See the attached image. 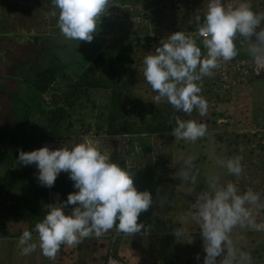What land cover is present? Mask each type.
Segmentation results:
<instances>
[{
  "label": "clouds",
  "instance_id": "1",
  "mask_svg": "<svg viewBox=\"0 0 264 264\" xmlns=\"http://www.w3.org/2000/svg\"><path fill=\"white\" fill-rule=\"evenodd\" d=\"M52 3L59 9L58 27L64 36L69 40L91 42L97 21L105 13L109 0H52ZM262 21L264 13H256L249 3L242 2L233 7L224 0H208L203 18L196 16V34L205 51L202 52L190 34L177 31L162 40L155 53L145 56L143 75L152 90L158 93L154 102L166 98L177 112L191 115L198 109L201 116L205 115L209 105L200 95L202 89L198 82L203 77L213 76V70L220 67L221 60L231 61L238 55L237 35L250 41L248 51L257 65V74L264 68ZM206 133L204 123L177 117L171 134L177 139L195 142ZM195 159V156H189L183 161L176 174L182 181L196 184L199 169L194 164ZM17 161L24 166L35 165L42 186L53 187L58 175L65 172L78 189L58 206L49 205L50 211L35 224L38 245L30 243L33 239L31 231H23L19 239L22 255L34 252L39 246L45 257L55 260L62 245H78L85 238L93 234L100 237L114 227L124 233L123 236L144 231L141 230L144 225L138 223V219L153 203L152 194L138 191L133 174L111 162L110 157L88 137L71 148L63 144L54 150L47 145L29 152L21 149ZM216 163L230 176L242 174L240 157L217 158ZM69 205L74 207L66 214ZM257 208H264L259 193L251 189L241 192L236 183L221 182L218 174L205 178L204 188L196 195L188 212L201 230L206 253L204 264H251V255L236 247L232 234L237 228L264 231V222L256 221ZM174 234L178 238L187 232L176 228ZM186 241L191 243L192 238ZM196 259H200L199 254Z\"/></svg>",
  "mask_w": 264,
  "mask_h": 264
},
{
  "label": "rangeland",
  "instance_id": "2",
  "mask_svg": "<svg viewBox=\"0 0 264 264\" xmlns=\"http://www.w3.org/2000/svg\"><path fill=\"white\" fill-rule=\"evenodd\" d=\"M51 1L52 0H0V137L6 134V130L13 125V121L16 120L15 123L22 124L29 112H31V107L33 106L25 102V97L26 95H30L31 90L34 88H25V85L24 88H22L24 79H31L34 77L32 72H34L35 69L41 68L42 64H47L49 59L53 57L59 58L61 54H64V60L69 56L70 64L69 67L66 68V73L73 75L79 72V68H77L80 67L79 59L82 60L84 56H86V53H84L85 50L82 51V53L77 51L71 53L63 51L62 49H57V46H50L49 42L51 39H54L55 34L62 36L59 28L58 33L52 32L55 29L53 24H55L57 19L54 15L46 13L48 12L47 9H52V7H54ZM127 1L128 3L124 4L122 8L120 7V11L116 8V18L111 15L108 17V22L98 20L96 32L93 33L101 34L110 32L109 50L112 52L117 51L119 46L123 47L128 45L133 36L141 38V36H145L147 33L154 38L156 35L155 31H159L161 39L168 31L172 33L177 32L174 30L175 27L181 31H185L186 27L190 26L189 28L192 29V31H197L196 16L200 15L201 18H203L204 13L207 11L208 4V0H178L183 3L179 4L182 7L175 5L172 9L170 6V9L166 11L168 8L163 2L165 0H151L149 4L151 8L155 10L148 12L147 15L153 12L157 16L162 14L160 18H163V20L160 21V24L155 22L148 26H146L145 22L139 25L134 22L137 31H135L134 34H129L133 32V28H130L122 22H132L135 13L131 12V9H135L142 4L145 5L147 0H126V2ZM224 2L233 5H239L241 3L240 0H224ZM162 5L163 8H165L164 13L162 11L163 8H160ZM53 12L56 14L58 13L57 11ZM119 12L120 15H118ZM129 13L131 14L129 15ZM108 14L113 13L109 11ZM168 18H170V22L164 24V19ZM43 33H45V38H50V41L47 40L44 43L43 37L41 36ZM37 35L41 37L39 40H35L34 38L37 37ZM27 37L33 39L35 43L31 44ZM64 39L66 40L67 38L64 36ZM195 39L197 41L198 37H195ZM242 40H244L242 50L237 49L240 55L238 59H244V61L250 63L252 62V57L248 51L250 41L246 38ZM254 40L255 37H253V41ZM141 42L142 40L140 39L137 43L139 48H142ZM151 42H153V44L155 43L154 41H150L149 43ZM61 44H63V42ZM84 44H86L85 46H89L93 43L92 41H84ZM77 54H80L81 58L77 56ZM66 61L67 60L63 62L65 63ZM141 64L137 69H132L130 72L134 76L135 81L145 79L143 75L145 67L143 61ZM251 84L252 86L239 85L234 90V93L232 89L224 93L223 98H221V96L216 97L218 93L210 86L213 92L212 95H210L211 100L209 104L216 114L221 115L219 118L222 125L218 126L216 123L214 124L212 120L207 119V121L204 122L207 126L206 135L195 142L177 139L174 136L172 139L168 136L161 139L154 135L151 137L144 135V141H148V144H152L153 146V153L144 155V145L138 141L135 143L134 152H131L129 151L131 150L130 144L121 145L122 143H128V139L130 138H107L104 134H99L98 131L95 133L94 136L96 137L93 139V142L96 143L99 148L109 154L116 150L117 152L123 153L125 156L127 155L128 164L132 168H139L141 163H147L148 159L156 164L160 161V158L164 159L166 154H170L173 158V163L164 175L165 180L157 189L156 198L155 201H153L154 204L148 214L150 227L152 229L149 231L150 234L145 236H123L124 238H121L123 242L127 241L133 244L130 248H126L124 244H121V248L119 247L120 252L121 249H125L127 260L123 262L124 264H204L206 253L204 252L203 239L200 235L201 230L195 221L191 220L188 216V212L195 201L196 195L203 190L205 178L210 174H218L221 177V182L232 181L237 184L241 192L249 189L253 190L255 181L252 178V174L258 173L264 178V154L260 152L252 153L251 155L255 162H250L248 160L250 158L248 153H231L232 151L228 146V142H219L215 139V136L225 134L226 139L231 141L239 134V123L242 124V121L247 119V117L244 119H242V117L236 119V111L240 110L238 106L240 102H242L244 106L245 104L243 102H247L249 105V102L255 101L254 107L259 110L257 114L261 112V108L264 106V79H253ZM251 88L253 90H251ZM220 92H222V90H220ZM261 92L263 94H260ZM141 93L148 96V91L146 89H142ZM109 97L110 95L108 92H94L91 99L95 104V110H93V103L90 102V105L89 102H85L86 106L81 109V112H85V116L82 118L84 127H82L81 123L76 124L75 130L78 133L72 135L73 137L69 139L70 141L68 140L70 144L68 145L69 147H73V143H80L79 140H82L84 136L90 132H95L94 128H89L97 125L96 123H98V121L96 116L100 113L99 107L106 106L109 103ZM33 110V113L41 112L40 108H33ZM15 112L19 116H22L14 117ZM195 120L200 123L198 119ZM8 134L13 135H11L12 137L9 136L7 139L0 141V161L6 159V157L8 158L12 154L7 153L13 150L10 139L17 137V133L14 134V129L10 128L8 129ZM44 142L46 141L37 140L28 145L22 142L23 144L21 143L22 145H20L22 146L21 148L29 152L42 148ZM56 143L59 145L64 144L63 142ZM164 145L166 146L165 149L162 148ZM189 156L196 157L194 164L196 168L199 169V176L196 184L182 181L180 177L176 175L183 161ZM236 157L241 158L243 171L240 177L230 176L226 169L219 167L216 163L217 158L226 160ZM5 172L4 166L0 164V177H3ZM256 184H259V182ZM258 193L260 194V192ZM6 204L8 205L10 203ZM9 208L10 206H7L5 209L0 208V264H103L99 258L104 254L107 247L106 245L105 247H99L98 245L97 250H95L94 244L97 239H92L90 237L85 238L78 245L72 247L68 246L65 250L68 257L62 256V254L58 252L55 260H50L42 254L39 246H37L34 252L28 255H22V247L19 246V239L23 231L29 230L32 232L33 239L30 243H37L38 245V237L35 235L34 229L29 225V221L27 220L28 217L25 218L23 215L17 216V214L14 216V214L12 215L11 211L8 210ZM2 212H5L4 218L1 217L3 216ZM255 216L261 218L256 214ZM262 219H264L263 216ZM176 228L185 229L187 235L177 238L174 234ZM4 230H7L8 237H5L6 235L3 233ZM248 230L250 232H247ZM263 235V231L237 228L233 231L232 238L237 248L249 253L256 245L253 244V242H258ZM191 238V243L186 241ZM107 243L106 241V244ZM79 245H82L83 248L78 249ZM197 254L200 256L199 260L196 259ZM251 264L263 263L252 258Z\"/></svg>",
  "mask_w": 264,
  "mask_h": 264
},
{
  "label": "trees",
  "instance_id": "3",
  "mask_svg": "<svg viewBox=\"0 0 264 264\" xmlns=\"http://www.w3.org/2000/svg\"><path fill=\"white\" fill-rule=\"evenodd\" d=\"M113 1L114 6L117 5V3H126V0ZM173 1L174 0H165V2H168V6L166 5L168 9H166V11L170 9V6L172 9L174 8L175 5ZM240 1L241 3H249L256 13H264V0ZM175 2L183 4L178 0H175ZM235 6L238 5L236 4ZM51 10L52 9H47V11ZM130 14L131 13H129V15ZM154 16V12L147 15L150 19H154ZM161 16L162 14L160 17ZM161 20H163V18L157 20L159 21L158 24H160ZM166 22H170V18L164 21V24H166ZM126 25L130 27L129 24ZM189 27L190 26L186 27L185 31L191 32L192 29ZM261 27H264V21H262ZM174 30L180 31L177 27H175ZM42 37L45 43V39L48 37L45 39L44 36ZM192 37L195 39V36ZM140 39L142 40V48H139L137 44ZM150 41L156 42V40H152V38L148 36H141V38L133 36L128 45L123 47L119 46L117 51L112 52L109 49L103 50L94 56V58L86 55L87 61L80 62L79 72L73 74L74 76L66 73V68H68L70 64L69 56L65 59L67 61L64 63V54H61L59 58L53 57L49 59V63L44 67L47 69L34 75V80L31 83L34 89L31 90L30 95H26L25 97V102H28L27 104L33 107H31V112H29L22 124L15 123L16 120L13 121L14 123L10 128L14 129V134L17 133V137L10 139L13 152H7L12 154L8 158L6 157V159L0 161V164L4 166L6 170L5 175L0 177V208L5 209L7 206H10L8 210L11 211L12 215L14 214L15 216L17 214V216L23 215L25 218L28 217L27 220L29 221V225L34 229L37 237L38 234L35 231V224L42 221L50 211L49 205L56 204L58 206L59 203H63L67 200L70 193L76 192L78 189L74 188V181L70 180L69 174L65 172H61L58 175L53 187L48 188L42 186L38 182L37 177L39 170L35 165L24 166L18 163L19 151L21 149L25 151L21 148V145L23 143H27L28 145L37 140L63 142L66 146L70 145L68 140L73 137L72 135L78 133L75 130L76 124L81 123L82 127H84L82 118L85 116V112H81V109L86 106L85 102L94 104L91 99L94 92H108L110 97L109 103L106 106L99 107L100 113L96 116L98 123L92 127H95L96 132L98 131L99 134H104L107 138L115 139L116 137H129L128 143H122L121 145L130 144L131 150L129 151L131 152H134L135 143L138 141L144 145V155L153 153V146L152 144L149 145L148 141H144V135L150 137L154 135L161 139L168 136L172 139L173 135L171 133L176 127L177 117L182 120L198 119L200 123H204L209 119L218 126L222 125L219 118L221 115L216 114L209 104L213 88L211 89L210 84L212 83L208 82L206 77H203L202 81L198 82L202 89L200 95L208 101L209 105L207 113L203 116L200 115L198 109H194L191 115L185 114L182 111L177 112L173 106L167 102L166 98L161 99L159 102H154V97L158 93L152 90L151 86L146 83V79H142L141 81L134 80V76L130 73L132 69H137L148 53H155L156 47L153 42L149 43ZM202 50H204L203 47ZM69 52L72 53L74 50L71 49ZM52 68L55 69L52 70ZM57 69L61 71V78H58V75H56ZM251 82L252 80L249 81V83ZM142 89L148 91V96L141 93ZM93 107V110H95V104ZM33 108H40L41 112L33 113ZM93 110L91 109L92 113ZM15 115L19 116L17 113ZM255 119L254 124L257 126V129H259L256 134L246 135L239 133L231 141L226 139L225 134H221L222 136H215V139L219 142H228V146L232 151L231 153H248L250 155L248 160L250 162H255L251 155L252 153L260 152L264 154V144H262L264 132L260 131L264 128V122ZM8 129L6 130V134L0 137V141L13 135L8 134ZM256 142L257 146L253 148L252 146L256 144ZM76 144L78 143H73V146ZM165 147V145L162 146L163 149H165ZM69 148H71V146ZM109 157L111 162H115L121 167L129 170L133 174L134 184L137 190L149 191L152 194L153 201H155L159 185L165 180L164 175L166 171L170 169L173 163L172 156L166 154V159L160 158V161L156 164L148 159V162L141 163L139 168H132L128 164L127 155L125 156L121 152H117L116 150L110 152ZM252 175L255 181L253 184V191L257 193L260 192L261 203H264V178L258 173ZM257 182H259V184H256ZM6 203L10 204L7 205ZM153 204L154 203L150 205L147 211L140 214L138 223L144 225L141 230H146L147 228L150 229V231L152 230L148 214ZM73 207V205H69L68 209H65L66 214H70ZM256 211L264 217V208H257ZM4 214L5 212H2V218H4ZM256 219H258V217H256ZM3 233L6 235L5 237H8L7 230H4ZM113 235H119V238L114 243L112 242ZM123 235L125 234L117 231V228L114 227L108 233L100 237H96L94 234L90 236L92 239H97L94 244L95 250H97L98 245L99 247H105V245L107 247L104 254L99 258L103 264L108 262L109 256L111 255V248L113 257L121 261L122 264L127 260L125 249H121V252L119 251L121 244H124L126 248L128 245L127 241H122L124 238ZM106 241L108 242L107 244ZM254 243L256 245L249 254L253 259L264 264V236L258 242L255 241ZM67 247V245L61 246L59 253L62 254V256L68 257L65 252ZM82 248V245L78 246V249Z\"/></svg>",
  "mask_w": 264,
  "mask_h": 264
},
{
  "label": "built area",
  "instance_id": "4",
  "mask_svg": "<svg viewBox=\"0 0 264 264\" xmlns=\"http://www.w3.org/2000/svg\"><path fill=\"white\" fill-rule=\"evenodd\" d=\"M151 0H147L145 5L142 4L138 7H136L135 9H131V12L135 13V16L133 17V22H135L136 24H143V22L146 23V26L153 24L150 19L147 17V13L150 11L155 10L154 8H151L150 3ZM231 5V4H230ZM122 8V6H121ZM120 7H117V9L120 11L121 10ZM161 30V29H160ZM165 30V29H163ZM186 34H190L191 36H195L198 37L196 34V31H191V32H187L184 31ZM156 35L154 36V38H152L153 40L157 39V44L159 46H161V41L164 39H167L170 35H172L173 33L168 31L165 36L163 38L160 39V34L159 31L155 32ZM146 36H150L147 33L145 34ZM201 38L198 37L197 42L200 40ZM264 67V66H262ZM257 65L253 62L250 63H243V62H234L232 63L231 61H220V67L218 69H214L213 72V76L211 77H206L207 81L212 83L210 84L212 86V88L214 89V91H216L218 94H216V97H220L223 98V94L226 93L227 91H230L231 89H235L237 86L242 85V83L247 82L246 79L249 76L252 77H259V78H264V68H261L259 71V74H257ZM220 90H222V92H220ZM220 93V94H219ZM244 119L243 116L239 115L236 112V119L241 118ZM244 126H243V125ZM242 124L239 123L238 125V130L240 131L239 133L241 134H256L259 129H257V126L254 124V120L251 121L249 119H245L242 121ZM95 129V132H90L89 134L85 135L84 137H88L89 139H91L93 141V139L96 137L94 136L96 133V128L92 127L89 129ZM242 128V129H241ZM261 132H264V128H262L260 130ZM125 138H129V137H125ZM83 140V139H82ZM82 140H79L80 142H82ZM129 140V139H128ZM262 144H264V140H262ZM49 146L52 149H55V145H59L56 142H50V141H46L43 143V147L44 146ZM257 146V142L256 144H254L252 147L256 148ZM101 150L102 153H105L109 156V153L102 150L101 148H99ZM262 209V208H259ZM255 214L260 216L261 218L256 219L258 223L264 222V219H262V216L257 213V211L255 210ZM260 219V220H259ZM150 230H148V228L144 231H140L138 233L133 234L134 236H145V235H149ZM145 233V234H144ZM119 238V235H113L112 236V242H116V240ZM112 248L110 249V256L108 259L107 264H122L121 261L117 260L115 257H113L112 254Z\"/></svg>",
  "mask_w": 264,
  "mask_h": 264
},
{
  "label": "crops",
  "instance_id": "5",
  "mask_svg": "<svg viewBox=\"0 0 264 264\" xmlns=\"http://www.w3.org/2000/svg\"><path fill=\"white\" fill-rule=\"evenodd\" d=\"M52 2V1H51ZM114 1L112 0H109V3H108V5H107V7H106V9H105V12H106V14L104 13L101 17H100V19L99 20H101V21H104V22H108L109 21V18L108 17H110L111 16V14H108L109 13V11L110 10H112V12H114L113 10H115V8H117V7H121V6H123L124 4H126V3H128V2H126V3H124V4H122V3H117V5H115L114 6V3H113ZM164 2V4H166L167 6H168V2H165V1H163ZM146 3V2H145ZM176 2H175V0L173 1V4L174 5H176V6H181V5H179V3H177V4H175ZM113 7H112V6ZM159 6V5H158ZM231 6H233V7H235V5H233V4H231ZM115 7V8H114ZM182 7V6H181ZM160 8H163V5L162 6H160ZM109 9V10H108ZM163 10V13H164V9H162ZM53 11H57L58 13L55 15V17H56V21H55V24H53V26L55 27V29L52 31V32H54V33H58V17H59V9L58 8H56L55 6L54 7H52V10L51 11H48V13L49 14H51L52 15V13H53ZM116 15H117V13L116 12H114ZM118 15H120V12L118 13ZM104 17V18H103ZM115 17V16H114ZM154 19H150V21L152 22V23H158L159 21H157V20H159V18H160V15L159 16H157V15H155L154 17H153ZM157 19V20H156ZM166 20H169V18L168 19H164V21H166ZM100 22V21H99ZM133 22V21H132ZM101 23V22H100ZM122 23H124V24H130L129 22L128 23H126V21H123ZM57 29V30H56ZM136 29V28H135ZM134 28H133V32H131V33H129V34H134L135 33V31H137V29L135 30ZM259 30V29H258ZM181 31V30H180ZM60 32V31H59ZM62 33V32H61ZM42 36V35H41ZM56 36V35H55ZM59 36V34L57 35V37ZM111 36V34H110V32H104V33H101V34H93V38H98V39H106V38H111L110 37ZM146 36V35H145ZM145 36H142V37H145ZM62 37L64 38V35L62 34ZM148 37H151V36H148ZM35 38V40H39L41 37H39L38 35H37V37H34ZM152 38V37H151ZM244 38V37H243ZM27 39L30 41V43L31 44H34L35 42L33 41V39H31L30 37H27ZM60 40H61V38H60ZM153 40V39H152ZM102 42V41H101ZM243 40H242V37L241 36H239V35H237V37H236V40H235V43H236V47H237V49L238 50H242V48H243ZM69 43H67V44H64V45H60L59 46V49L61 50H63V51H67V52H69L68 51V49L66 48V47H69V45H68ZM197 44L202 48L203 47V45H202V43H201V39L197 42ZM154 45H155V47L157 48V47H160L158 44H157V42H155L154 43ZM92 46V48H97V46L96 45H94V44H92L91 45ZM104 44H102L101 46H98V47H102V48H104ZM73 47H74V45H73ZM37 48V47H36ZM203 51H205V50H202V52ZM152 53H154V52H152ZM239 54L233 59V60H231V62L232 63H234V62H243V63H245L246 61H244V59H238L239 58ZM84 57H86V56H84ZM79 62H84V59H82V60H80ZM49 63V62H48ZM47 63V64H48ZM42 64V63H41ZM47 64H42L41 65V68H39V69H35V71L34 72H32L34 75L36 74V73H38V72H40V71H43V70H45V69H47V68H44L45 66H47ZM77 68H79V67H77ZM49 69H51V68H49ZM55 68H52V70H54ZM80 69V68H79ZM33 70V69H32ZM56 75H58V78H61L62 77V74H61V71H59V69H57V71H56ZM11 79V78H10ZM253 79H264V78H259V77H252V76H249L247 79H246V81L247 82H245V83H242V85H249V86H252V84L251 83H249V81L250 80H253ZM33 80H34V77H32L31 79H24L23 81V83H22V88H24V85L26 86L25 88H32L33 86H31V83L33 82ZM242 85H240V86H242ZM31 86V87H30ZM236 89V88H235ZM235 89H233L232 90V92L234 93V90ZM251 90H253L252 88H251ZM248 94H250V93H248ZM260 94H263L262 92L260 93ZM254 102L255 101H251V102H249V105L247 104V102H243L245 105L243 106L242 105V102H240L239 104H238V106L240 107V110H238V111H236L239 115H241V116H243L244 118H246L247 117V119H249V120H251V121H253L255 118H258V119H255V120H259V121H261V122H264V117H263V115H264V106L262 107V106H259V107H262L261 108V112H259V114H257L258 113V111L259 110H257V109H255V107H254ZM241 105H242V107H241ZM251 105V106H250ZM258 107V108H259ZM15 114H16V112H15ZM16 115H14V117H15ZM247 232H250L249 230L247 231ZM262 232V231H261ZM264 232V231H263ZM264 236V235H263ZM262 236V237H263ZM255 242V241H254ZM253 242V244H255ZM133 246V244H132V242H130V243H128V245H127V247L128 248H130V247H132Z\"/></svg>",
  "mask_w": 264,
  "mask_h": 264
},
{
  "label": "flooded vegetation",
  "instance_id": "6",
  "mask_svg": "<svg viewBox=\"0 0 264 264\" xmlns=\"http://www.w3.org/2000/svg\"><path fill=\"white\" fill-rule=\"evenodd\" d=\"M110 11H111V13H113L111 15L115 16V18H116L117 15L114 12H112V10H110ZM46 13H48V12H46ZM129 23H130L129 24L130 27L135 29V25L136 24L134 22H129ZM44 35H45V33L42 34V36H44ZM55 35H57V34H55ZM60 38H61V40H60ZM44 39H45V37H44ZM46 39L49 40L50 38H46ZM46 39H45V41H46ZM62 42H63V44H61ZM67 43H69L68 44L69 47H66L68 50L73 49L74 51H77V52H80V53H82V51L85 50L84 53H86V55L88 57H91V58H94V56H96L97 49H99V47L96 44L95 45L97 46V48H92L91 45H90V47L89 46H85L86 44H84V41L79 42V41H76V40H69V39L65 40L62 36H58V37L54 36V39L53 40L51 39V41L49 42L51 47L57 46V49H59L60 45H64V44H67ZM73 44H74V47H72ZM77 56H79L81 58L80 54H77ZM87 56L84 57V61H87ZM80 60L81 59H79V61Z\"/></svg>",
  "mask_w": 264,
  "mask_h": 264
},
{
  "label": "water",
  "instance_id": "7",
  "mask_svg": "<svg viewBox=\"0 0 264 264\" xmlns=\"http://www.w3.org/2000/svg\"><path fill=\"white\" fill-rule=\"evenodd\" d=\"M109 39H110V38H106V39L93 38L92 43H93L94 45H95V44H96L97 46H101L102 44L105 45L104 48L99 47V49H97V54L100 53V52L103 51V50H107V49H109V47H110ZM66 40H67V39H66ZM101 41H102V42H101ZM89 47H90V45H89Z\"/></svg>",
  "mask_w": 264,
  "mask_h": 264
},
{
  "label": "bare ground",
  "instance_id": "8",
  "mask_svg": "<svg viewBox=\"0 0 264 264\" xmlns=\"http://www.w3.org/2000/svg\"><path fill=\"white\" fill-rule=\"evenodd\" d=\"M55 146H56V145H55ZM60 146H62V145H57L56 148H57V147H60ZM106 264H107V263H106Z\"/></svg>",
  "mask_w": 264,
  "mask_h": 264
}]
</instances>
